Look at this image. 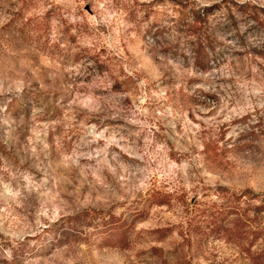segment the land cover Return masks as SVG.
<instances>
[{"label": "rangeland", "instance_id": "1", "mask_svg": "<svg viewBox=\"0 0 264 264\" xmlns=\"http://www.w3.org/2000/svg\"><path fill=\"white\" fill-rule=\"evenodd\" d=\"M244 190L264 0H0V264H254L264 232L247 251L214 224ZM110 217L121 241L94 236Z\"/></svg>", "mask_w": 264, "mask_h": 264}, {"label": "trees", "instance_id": "2", "mask_svg": "<svg viewBox=\"0 0 264 264\" xmlns=\"http://www.w3.org/2000/svg\"><path fill=\"white\" fill-rule=\"evenodd\" d=\"M212 7L203 8L200 12L194 13L193 24L190 25L194 33L203 29V24L206 23V18L212 11ZM207 42L202 40L197 41L193 48L194 63L201 68H205L209 63V53L207 49H211ZM244 207L240 205L243 204ZM114 219L110 217L108 220H101V227L98 225V231L94 235L104 236L105 240L110 237V232L117 233L118 241L123 239V234L126 231L116 227ZM216 229H220L222 233L227 234L229 240L239 241L247 240V251L253 247L257 239L264 232V195L254 194L249 190L242 191L239 195H233L232 199L226 203L223 209L215 218ZM122 226L123 223H122ZM110 233V234H109ZM254 264L264 263V250L258 254L250 255Z\"/></svg>", "mask_w": 264, "mask_h": 264}]
</instances>
